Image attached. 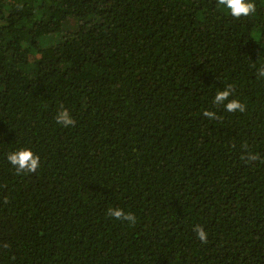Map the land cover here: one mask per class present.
I'll return each instance as SVG.
<instances>
[{
	"label": "trees",
	"instance_id": "obj_1",
	"mask_svg": "<svg viewBox=\"0 0 264 264\" xmlns=\"http://www.w3.org/2000/svg\"><path fill=\"white\" fill-rule=\"evenodd\" d=\"M253 2L236 19L217 0H0V264H264ZM229 85L245 112L213 103Z\"/></svg>",
	"mask_w": 264,
	"mask_h": 264
},
{
	"label": "clouds",
	"instance_id": "obj_2",
	"mask_svg": "<svg viewBox=\"0 0 264 264\" xmlns=\"http://www.w3.org/2000/svg\"><path fill=\"white\" fill-rule=\"evenodd\" d=\"M217 6L222 11L229 12L230 15L236 19L241 17H250L257 10V6L253 0H217ZM257 76L259 78H264V66H261L257 70ZM233 91L234 89L231 85L222 91H218L214 97L213 103L217 106L223 105L225 110L230 113H235L237 111L240 113L245 112V104L241 103L238 99H230L233 95ZM203 115L212 120L219 119L214 111H205ZM55 119L58 124L64 127L75 126L76 124V121L71 116L70 112L63 108L62 105L61 110L58 112ZM259 158L258 154H252L251 152H248L247 155L241 157L242 160H246L248 162L256 161ZM7 159L9 163L15 167L17 175L23 173H36L40 167V157L30 149H20L18 151L11 152L8 154ZM5 202H7V200H5ZM107 215L120 221H128L132 225L136 223V217L134 214L130 212L125 213L119 208H109ZM194 231L197 234V238L202 243H208V234L206 233L204 227L197 226Z\"/></svg>",
	"mask_w": 264,
	"mask_h": 264
},
{
	"label": "rangeland",
	"instance_id": "obj_3",
	"mask_svg": "<svg viewBox=\"0 0 264 264\" xmlns=\"http://www.w3.org/2000/svg\"><path fill=\"white\" fill-rule=\"evenodd\" d=\"M61 35L62 34H60V33L55 34V35H51V36L47 37L46 39H42L41 43L45 46H52L60 40Z\"/></svg>",
	"mask_w": 264,
	"mask_h": 264
}]
</instances>
